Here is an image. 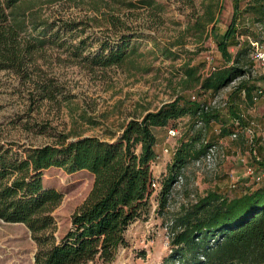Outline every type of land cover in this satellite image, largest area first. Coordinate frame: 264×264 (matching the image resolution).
<instances>
[{"label": "rangeland", "instance_id": "obj_1", "mask_svg": "<svg viewBox=\"0 0 264 264\" xmlns=\"http://www.w3.org/2000/svg\"><path fill=\"white\" fill-rule=\"evenodd\" d=\"M239 1L244 10L246 0ZM32 12L37 19L74 22L77 28L61 30L59 40L37 54L27 74L0 72V144L43 146L83 137L115 141L129 121L180 96L208 106V112L217 115L203 138L217 144L216 155L210 161L186 164L183 181L173 187L166 207L160 208L155 196L150 217L129 227L127 247L109 264H163L171 253L172 226L184 207L209 193L231 199L264 185V96L251 104L246 90H237L245 80L264 90V70L249 54L250 75L236 79L218 94L185 90L182 85L183 67L188 64L207 77L215 69L233 64L237 53L247 46L246 36L264 42V26L256 25L242 11L237 13L234 0H61L41 2ZM232 26L235 33L227 41L232 57L228 61L219 42ZM125 36L131 37L141 56L123 66L95 63L99 55L107 54L103 52L106 43L115 47ZM166 50L173 55L165 56ZM175 125L155 130V179L167 177L182 143L204 127L189 116ZM230 126L238 132L236 138L232 133L223 136L222 129ZM171 129L176 136L169 133ZM249 166L262 174L260 183L244 175ZM94 180L88 171L69 174L50 168L43 172L45 188L63 194L52 214L56 237L68 232L72 215L87 199ZM37 251L25 224L0 219V264H36Z\"/></svg>", "mask_w": 264, "mask_h": 264}, {"label": "trees", "instance_id": "obj_2", "mask_svg": "<svg viewBox=\"0 0 264 264\" xmlns=\"http://www.w3.org/2000/svg\"><path fill=\"white\" fill-rule=\"evenodd\" d=\"M48 1L61 0H0V72L27 74L37 54L59 40L61 30L77 28L74 22L58 24L34 17V8ZM234 8L264 26V0H246L244 10L241 1L234 0ZM234 33L232 26L219 42L228 61L232 57L227 41ZM133 42L125 36L115 47L106 43L103 52L107 54L99 55L95 63L104 67L125 65L141 56ZM166 51L165 56L173 55ZM248 55V47L241 49L232 65L215 69L207 77L188 64L183 67L182 85L185 90L218 94L232 81L250 75ZM249 81H242L237 90L245 89L246 100L252 104L257 87ZM186 116L204 127L182 143L167 177L160 180L159 189H154L152 164L158 158L155 130L175 127V122ZM215 119L217 115L205 111L203 105L180 96L141 119L129 121L115 141L83 137L43 146L0 144V219L28 227L38 246L36 264L112 263L117 252L127 247L129 227L150 217L154 197L160 208H165L186 164L201 159L209 148H217L216 143L203 141L207 126ZM233 132L231 126L222 129L223 136ZM50 168L69 174L88 171L95 179L62 238L55 235L52 214L63 194L43 184V172ZM172 230L171 253L163 264H264V185L231 199L209 193L184 207Z\"/></svg>", "mask_w": 264, "mask_h": 264}, {"label": "built area", "instance_id": "obj_3", "mask_svg": "<svg viewBox=\"0 0 264 264\" xmlns=\"http://www.w3.org/2000/svg\"><path fill=\"white\" fill-rule=\"evenodd\" d=\"M246 38H247V46L246 47L249 48L250 58L252 59V61L254 63H256L260 68H262L264 70V42L254 38V37L252 38V36H250V35L246 36ZM235 81L236 80L232 81L228 86H226L223 89H227V87L233 86L235 84ZM263 96H264V90L263 89H258L256 94H255V96H254V102H258L259 99L262 98ZM203 109L205 111H208L209 107L208 106H203ZM169 133L172 136H176V134H177V132L174 129L169 130ZM237 133L238 132H233L231 134L232 137L236 138L237 137ZM216 152H218L216 147L209 148L207 150L206 154L201 159H199L197 162L206 161V159L208 161H210L211 157L216 155ZM254 154H256V153H254ZM244 162H246V161L243 160L242 163H244ZM244 165H247V164L244 163ZM246 168H247L246 171H245L246 177L251 178L253 181H255L257 183H260L261 179L263 178L262 174L258 173L256 170L252 169L250 166L246 167ZM182 181H183V178L180 177L178 179V181L174 184V187H175V185L177 186L180 183H182ZM235 183H237V182L235 181ZM160 186H161L160 180L159 179H154V181L152 183V187L154 189H159ZM232 187H235V185H233Z\"/></svg>", "mask_w": 264, "mask_h": 264}, {"label": "crops", "instance_id": "obj_4", "mask_svg": "<svg viewBox=\"0 0 264 264\" xmlns=\"http://www.w3.org/2000/svg\"><path fill=\"white\" fill-rule=\"evenodd\" d=\"M243 49V48H242ZM260 146V145H259ZM245 169V168H244ZM244 175H245V171H244Z\"/></svg>", "mask_w": 264, "mask_h": 264}]
</instances>
